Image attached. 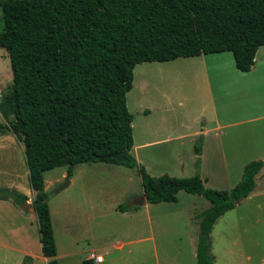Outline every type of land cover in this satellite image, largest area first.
Returning <instances> with one entry per match:
<instances>
[{
  "label": "trees",
  "instance_id": "16d2710c",
  "mask_svg": "<svg viewBox=\"0 0 264 264\" xmlns=\"http://www.w3.org/2000/svg\"><path fill=\"white\" fill-rule=\"evenodd\" d=\"M0 8V47L13 77L0 101L8 120L0 134L24 144L47 264L60 263L44 174L66 167L72 178L76 166L93 163L138 169L150 204L176 202L180 191L206 198L211 207L201 217L197 262L214 264L210 232L256 189L264 160L247 164L230 191L206 187L199 173L153 177L131 154L127 95L143 63L231 52L236 68L249 72L264 46V0H0ZM200 149L198 142L197 166ZM0 198L19 206L28 199L9 189H0Z\"/></svg>",
  "mask_w": 264,
  "mask_h": 264
},
{
  "label": "rangeland",
  "instance_id": "374dc122",
  "mask_svg": "<svg viewBox=\"0 0 264 264\" xmlns=\"http://www.w3.org/2000/svg\"><path fill=\"white\" fill-rule=\"evenodd\" d=\"M3 26L0 8V31ZM219 55L135 67L133 87L127 95L128 110L133 116L131 154L151 176L190 178L199 173L206 187L230 191L241 180L247 164L264 160L263 46L255 58L257 71L235 76L233 89L221 92L222 96L213 103L218 117L238 124L223 130L225 136L221 141L214 133L209 134L203 167L196 165L198 157L193 148L198 142L202 145V137L195 133H200L205 121L213 119L206 88L215 87L211 72L210 84L205 86L199 77L200 71H211L215 63L225 64L226 58L235 68L231 52L220 55L224 60ZM12 84L10 59L0 47V101L11 92ZM214 96L218 94L214 92ZM168 102L172 110L169 112L167 108L166 114L164 106ZM145 109L150 112L145 113ZM167 115L173 118L170 121L173 130L167 127L169 124H163L162 130L157 129L156 121ZM7 123L0 113V124ZM167 129L183 135V139L159 146H139L161 136ZM23 152L24 144L12 133L0 139V171L11 174L15 164L14 170L20 177L15 180L16 187L27 195L25 211H30L29 203H33L36 193L30 187ZM222 152L228 157L220 158ZM199 160L201 163L200 156ZM66 177V167L44 174L60 264H84L92 253L96 255V262L104 261V264H198L196 251L201 220H192L189 211L199 215L210 208L206 198L180 191L176 202L144 206L138 169L106 163L76 166L72 184L55 193ZM256 181L257 187L250 196L215 222L210 234L214 264H264V170ZM120 205L129 210L120 211ZM14 218L15 223L22 220L18 216ZM30 218L27 228L35 238L32 251L43 256L38 246L37 218L33 215Z\"/></svg>",
  "mask_w": 264,
  "mask_h": 264
},
{
  "label": "crops",
  "instance_id": "0c3cea01",
  "mask_svg": "<svg viewBox=\"0 0 264 264\" xmlns=\"http://www.w3.org/2000/svg\"><path fill=\"white\" fill-rule=\"evenodd\" d=\"M261 47H263V46H261ZM260 48L258 49L257 53L259 52ZM219 54L221 55L224 53H219ZM219 54H217V55H219ZM220 55L218 57H222L224 60L225 58L223 56H220ZM233 61H234V59H233ZM234 64H235V61H234ZM256 64H257V62L254 64V66L252 67V69L249 72L257 71ZM210 72L213 76L212 78L214 79L215 87H212L211 85H209L210 80H211L210 79ZM249 72L239 71L236 68V65L234 68L233 62H231L227 58H226L225 64L224 63H215L212 66L211 71H206V69H204L203 71H200L199 77H200L201 81L205 84V86H206V84L209 85L206 88L209 91L206 98L209 100L210 104H212L211 109H212V118H213L209 122L205 121L204 125L202 126V130L200 131V133H198V132L195 133V136H201L202 137V145H201V149H200V151H201V153H200V158H201L200 169H202V167H203L202 157H204V151L206 149L205 146H206V143L208 141L209 134L214 133L215 138H217L218 141H221L223 139V137L225 136L223 134V130L229 129L230 127L238 124V122H235V121L233 122L231 120H228V122H227L224 119H221L220 117H218V115L216 113V109L213 106L214 101L218 100L222 96L221 92H224V90H232L233 89V86L236 85L235 83L237 81L235 76H240L241 73H249ZM214 92H215V94H218V97L214 96ZM168 104H170V103L168 102L166 104V106H164V112L166 114H167V112H166L167 108L170 110L169 112H171V110H172L171 107L167 106ZM148 110L149 109H145V113L150 112V110L149 111ZM172 119H173L172 116H169V115L163 116L161 118V120L159 119L155 123V124H157V129L162 130V129H164V126H162L163 124H165V125L169 124V126H167V127L170 130H173L171 128V124L173 122L170 123V121ZM181 124H183V123H181ZM167 127H165V128H167ZM170 130L167 129V131L165 133H163L161 136L154 138L151 141H146L145 143H143L139 146L140 147L159 146V145H165V144H168V143H171L174 141H180L183 139V137H184L183 135L173 134V132H171ZM8 134H10V133L0 134L1 135L0 139L3 138V136H6ZM193 152L195 154V157H197V155L195 153V147L193 148ZM217 155H219V154H217ZM219 156H220V158L228 157V155L225 152L224 153L222 152ZM14 167H15V164H12L13 170H12L11 174L9 172L5 173V172H3V170L0 171V189H2V190L3 189L16 190L19 193L23 194L16 187L18 185L15 183V180H18L20 177H19V174L14 170ZM28 176H29V172H28ZM71 184H72V178H71L70 185ZM23 195H25L27 197L26 194H23ZM192 195H194V194H192ZM142 198H145L144 193L142 195ZM245 199L246 198H244L240 202H238L236 206H238L239 203H241ZM177 200H178V196H177ZM27 201H28V199H27ZM27 201L23 206H19L12 199L0 198V213H1L0 214V236L2 237V239H0V264H25L26 260H28L30 264H42V263L47 264L49 261L48 258L44 256V254H43V256H41L38 252L35 253L34 251H32L33 241L35 242V238L33 239L29 229L27 228V226L29 224H31L30 216L33 215V216H36V218H37V215L35 213L33 203L32 204L29 203V205L32 207L31 209L33 211H31V209H30V211H25V205L28 203ZM9 204L13 205V206H10ZM146 205H147V202L144 204V206H146ZM193 205H195V204L193 203ZM14 206L18 209L19 212H15V209L13 208ZM136 206H138V204ZM49 207H50V205H49ZM188 209H189V207H188ZM208 209H206V210H208ZM204 212H202L199 215H196L195 212L192 213V211H189L190 215H192V220H195V221L201 220V217L204 214ZM28 215H30V216H28ZM15 216H18L22 220H20L18 223H15V218H14ZM51 217H52V214H51ZM37 222H38V220H37ZM213 228H214V226H213ZM213 228H212V230H213ZM53 229H54V226H53ZM212 230H211V232H212ZM199 231H200V227H199ZM211 232H210V234H211ZM39 234H40V232H39ZM54 235H55V232H54ZM4 236H6V237L4 238ZM198 238H199V235H198ZM198 238H197V245H198ZM55 239H56V235H55ZM56 245H57V242H56ZM38 246L42 248L41 240H40V243L38 244ZM42 253H43V251H42ZM92 255H94V253H92L90 256H88L85 259L84 264H86L85 262H87V264H104V261H103V263L96 262V259L92 258ZM196 255H197V253H196ZM57 256H58V248H57ZM196 258H197V256H196Z\"/></svg>",
  "mask_w": 264,
  "mask_h": 264
},
{
  "label": "water",
  "instance_id": "95a60500",
  "mask_svg": "<svg viewBox=\"0 0 264 264\" xmlns=\"http://www.w3.org/2000/svg\"><path fill=\"white\" fill-rule=\"evenodd\" d=\"M69 179H70V178L66 177L65 183L61 184V185L59 186V188L55 191V193H59V192H61L62 190H64L65 188H67V187L70 185V180H69ZM141 203H142V204H145V203H146V199L143 198V200H142Z\"/></svg>",
  "mask_w": 264,
  "mask_h": 264
},
{
  "label": "built area",
  "instance_id": "2783aa9c",
  "mask_svg": "<svg viewBox=\"0 0 264 264\" xmlns=\"http://www.w3.org/2000/svg\"><path fill=\"white\" fill-rule=\"evenodd\" d=\"M92 258H95V259H97V258H96V255H92Z\"/></svg>",
  "mask_w": 264,
  "mask_h": 264
},
{
  "label": "bare ground",
  "instance_id": "6f19581e",
  "mask_svg": "<svg viewBox=\"0 0 264 264\" xmlns=\"http://www.w3.org/2000/svg\"><path fill=\"white\" fill-rule=\"evenodd\" d=\"M156 73V72H155ZM159 73V72H158ZM154 75V74H153ZM157 75V74H156ZM143 77H144V75H143ZM145 77H146V75H145ZM153 77V76H152ZM156 79V78H155ZM130 94V93H129Z\"/></svg>",
  "mask_w": 264,
  "mask_h": 264
}]
</instances>
